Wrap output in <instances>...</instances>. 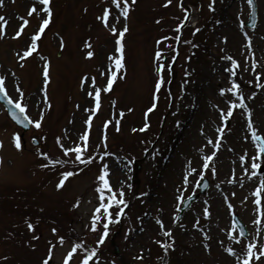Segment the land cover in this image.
Returning a JSON list of instances; mask_svg holds the SVG:
<instances>
[{
  "label": "rangeland",
  "instance_id": "obj_1",
  "mask_svg": "<svg viewBox=\"0 0 264 264\" xmlns=\"http://www.w3.org/2000/svg\"><path fill=\"white\" fill-rule=\"evenodd\" d=\"M180 1L137 0L135 10H130L127 17L123 11L110 8L113 0H50L48 5L41 0H4L0 5V16L7 21L6 28L0 27V75L6 78L9 94L27 105L33 119L32 129L23 132L5 122L6 111L0 105V200L27 201L29 213L35 216L43 214L44 206L62 214L56 219L58 223L51 209L46 218L54 222L45 221L30 233L26 230L29 241L23 255L24 245L17 235V242L11 246L2 245L1 237L11 233L7 217L12 215L0 210V264H23L22 258L28 264H43L50 254L49 264H65L66 259L68 264H82L92 249L96 254L89 264H145L144 258L155 243L162 249L155 264H243L249 243L256 244V253L264 251V189L260 197L255 194L264 181V154L252 134L255 128L257 135H264V0H256L258 22L252 28L246 25L251 13L248 0H183L182 5L191 12L192 25L197 23L199 27L201 20L206 22L202 29L206 48L198 54L190 39L183 40L174 61L182 21L177 8ZM163 4L169 8H162ZM33 6L35 12L31 11ZM48 7L58 22L44 33L41 50L24 56L37 43L34 37L43 20L48 19ZM108 8L112 11L106 25L90 20ZM158 9L169 22L155 23ZM126 22L124 59L128 69L120 72L112 59L120 54L114 37ZM59 32L68 43L66 49ZM235 61L239 62L237 67H233ZM162 63L165 82L155 93L154 104H158L149 115L148 127H144L145 122L143 128L131 129L129 135L130 124L135 120L142 123L141 112L150 103L156 68ZM113 71L117 73L115 80ZM110 80L112 87L108 90ZM234 82L240 85L247 107L240 106L239 96L230 90ZM97 91L100 113L96 108ZM119 118L126 121L123 138L138 144L140 156L146 155L139 170L124 153L111 150L94 157L88 173L73 172L63 187H58L63 173L47 172L42 153L49 150L52 160L63 161L64 151L76 159L79 154L75 148L80 147L85 160L93 151L104 150L111 140V130L121 134ZM36 120H41L39 128ZM104 123L109 125L108 132L102 129ZM16 134L20 135L19 148ZM84 134L98 143L90 149L89 139H82ZM33 138L39 143L32 144ZM213 153L210 161L205 159ZM253 157L259 169L252 167ZM105 166L117 197L127 201V206L112 205L113 222L108 225L107 237L103 234V226L108 223L104 209L93 227L95 210L108 202L107 196L101 201L98 192ZM204 178L210 182L207 192L178 220L183 200L199 191ZM256 199L261 200L260 205ZM234 215L244 222L246 237L239 235ZM120 222L122 229L115 237L119 252L115 254L110 242ZM17 223L20 228L25 217ZM55 223L56 228L52 227ZM169 231L170 236L166 235ZM71 232L73 239H65ZM60 237H64L63 243ZM167 243L170 247L173 244L174 253L165 250ZM77 245L81 247L68 259ZM251 264H264V256L256 259L254 255Z\"/></svg>",
  "mask_w": 264,
  "mask_h": 264
},
{
  "label": "snow or ice",
  "instance_id": "obj_2",
  "mask_svg": "<svg viewBox=\"0 0 264 264\" xmlns=\"http://www.w3.org/2000/svg\"><path fill=\"white\" fill-rule=\"evenodd\" d=\"M3 2L4 0H0V5H3ZM133 3H135V0H132ZM248 2L251 4L254 2V0H248ZM41 3L43 5H48L50 3V0H41ZM113 3L116 4L117 7H120L121 5V0H113ZM168 3H171V0H168ZM123 16L124 17H127L129 15V8H130V5H129V0H123ZM211 6V5H210ZM32 12H35L36 11V8L35 6L32 7L31 9ZM47 13H48V19H44L43 20V26L40 27L39 29V32L36 33L35 37H34V40H39L40 38V34L43 33L44 31V28L48 26L49 22H50V19H51V14H52V9L51 7H48L47 8ZM107 16H108V12L106 11L105 13V16L103 17L104 19V22L107 24ZM0 22H3L2 25H0V27H3V28H6L7 26V21L5 20V18L3 16H0ZM26 23V22H25ZM114 32L116 31L115 28L112 29ZM199 29H197L198 31ZM128 31V27L127 25L124 26L123 30L120 31L119 33V57H115L113 56L112 59L114 61V64H115V68L117 70L121 69L124 67V64H123V60H124V43H123V39H124V33H126ZM20 33L18 32L17 35H19ZM163 39H167L166 37L163 38ZM226 39V38H225ZM249 46H250V42H249ZM36 47L35 43H33V46H32V49L31 50H28L24 53V56H28L31 54V51L34 50ZM89 56L92 55L91 52L88 53ZM157 57L159 58L161 56V52L158 51L156 53ZM24 57H21V59H23ZM228 59H232V58H228ZM239 64L238 61H235L234 64H233V67H237ZM163 65H161V71L163 70ZM229 71L232 72V75H235V72L232 70V69H229ZM116 71H113L112 73V80H115L116 78ZM44 75L47 77L48 76V72L47 70H45L44 72ZM5 77L3 75H0V92H3V97H0V99H3V98H7L8 101L10 103H15V107L17 109H19V112L20 113H24L25 112V109L27 108V105L26 104H22L21 102L19 101H13L12 98L8 95V92L5 88ZM87 79V78H85ZM258 79H259V76H258ZM112 80H110L108 82V85H107V89L110 90L111 87H112ZM94 79H93V83H94ZM164 83V78L163 76L161 75V78L157 84V92L159 91V88L160 86ZM239 88H240V85L236 82H234L233 84V87L232 89H230L232 92H236L237 95L239 96V99H240V106L242 107H247V105L244 103V96L242 94V92L239 91ZM225 91V89H221V92L223 93ZM95 99H96V108L99 109L100 107V92L97 91L96 94H95ZM155 104H153V106L151 108L148 109V112H151L153 110V108H155ZM232 107L235 108L236 107V104L235 102L232 103ZM14 115H16L17 119L20 118L19 114L18 113H13ZM250 114H251V110L249 109V118H250ZM123 115V113H121V116ZM232 115V112L229 111L227 113V116H231ZM227 119V117H225ZM110 123V121H109ZM88 124L90 125L91 124V120L89 119L88 121ZM35 125L37 128H39L41 126V120H36L35 121ZM145 128L148 127V124H145L144 126ZM117 130H119V123L117 122ZM143 130V129H142ZM222 131V130H221ZM257 130L255 128H253L252 130V134H253V138L257 141H259L260 143L257 144V147L259 148V151L261 154H264V135H257ZM82 139L87 142L89 137L87 134H84ZM106 139V137H105ZM15 142H16V146L19 148L21 146L20 144V135L19 134H16L15 136ZM2 142H0V147H2ZM61 147H63V145H61ZM85 147H87V145L85 144ZM66 151H71L69 149H66ZM75 152L79 155H77L76 159L79 160V161H82V162H88V160H91V156L88 157V160H83L82 159V149L80 147H76L75 148ZM42 155H47L46 153H42ZM215 154L213 153L212 155L210 156H207L205 157L206 160H211L213 158ZM205 167L207 168L208 165L205 164ZM252 167L253 168H256V169H259L260 168V165L258 163H256V159L255 157L252 158ZM193 171H195V169H193ZM75 173L73 172H65L63 173V178L60 180V183L58 184V187H63L64 185V182L65 180L70 177V176H73ZM107 175H108V172H107V166H105V171H104V174L101 175L99 177V180L102 181L101 185L98 187V192H99V199L101 201H104L105 200V197L107 196V200L108 202L107 203H101L97 209L95 210L96 211V215L93 217V227H95V222L96 221H99L101 219V216H100V212H101V209H104V211L106 212L107 214V219H108V223L107 224H104V236L107 237L108 236V225L111 224L113 222V213L112 211H110V209L112 208V205L113 204H116V205H124V206H127V201L122 199V198H118L117 197V193L115 190L112 189L111 187V184L109 183V180L107 179ZM261 189H264V181H261V184H260V188H258L256 190V196L257 197H260L261 196ZM107 190V191H106ZM123 189L120 190V196L122 197L123 196ZM181 199H183L181 197ZM255 203L257 205H260L261 204V200L260 199H256ZM120 212L122 213L123 212V209L121 208L120 209ZM261 216L264 217V209L261 210ZM161 225H163V221H160ZM29 228H34V226L32 224H29ZM53 231L55 232L56 229H53ZM166 235H171V232H166ZM240 236H244L245 235V231L243 230L242 226H241V231L239 233ZM235 238V236L233 237ZM60 242L63 243L64 242V237H60ZM100 243H103V240L99 241ZM78 247H81L80 245H77L75 247L72 248V250L68 253V259H71L72 258V255L73 253H75L77 251V248ZM248 251H247V258L244 260L243 264H251V259L252 257L255 255L256 259H259L260 256H264V251L262 252H259V253H256L254 250L256 249V244L254 243H249L248 246ZM165 250H167V246H165ZM229 252H233L234 253V249L233 248H229L228 249ZM96 254V250L95 249H92L88 255L83 259L82 261V264H89V260L92 259L93 256H95ZM49 259H51V254L49 255V258L45 259L43 261V264H49ZM65 264H68V261L67 259L65 260Z\"/></svg>",
  "mask_w": 264,
  "mask_h": 264
},
{
  "label": "trees",
  "instance_id": "obj_3",
  "mask_svg": "<svg viewBox=\"0 0 264 264\" xmlns=\"http://www.w3.org/2000/svg\"><path fill=\"white\" fill-rule=\"evenodd\" d=\"M113 147H115L117 149H122L123 151H125L130 156H134V155L137 154V152H136L137 149H136V145L135 144L128 143L127 145H124V144H122V142L120 143V141H119L118 143H115L113 145ZM44 153H46L47 155H45V157L43 156V159H47L46 160V164L50 165L49 162H48V159H50L51 155L49 154L48 151H45ZM22 203L23 202H14L12 200H6V201L5 200H0V205H1L2 209H3V211L4 212H7V213H10L12 216H15V217H19V216L23 217L24 215H29V210H28V207H27L29 203H23V204ZM14 204L16 205V207H15V209H12L14 207ZM23 206L25 208H23ZM47 214H48L47 212H43L42 216L46 219V215ZM56 219H58V218H55V220ZM54 221H49V223H52ZM56 222H58V221L56 220ZM53 224H51V225H53ZM55 225H56L55 227L58 226L56 223H55ZM58 229L59 230H62L61 227H58ZM17 233L19 235L20 234H23L24 233V230H19L18 232L16 231L15 234H17ZM64 237L66 239L72 240L73 239V233L71 232L69 236H64ZM21 262L23 264H28V261L26 263L23 262V261H21Z\"/></svg>",
  "mask_w": 264,
  "mask_h": 264
},
{
  "label": "water",
  "instance_id": "obj_4",
  "mask_svg": "<svg viewBox=\"0 0 264 264\" xmlns=\"http://www.w3.org/2000/svg\"><path fill=\"white\" fill-rule=\"evenodd\" d=\"M255 14L256 13H255V10H254L253 14H252V20H255V18H256ZM3 95H4L3 92H0V97H3ZM0 101L2 103H4L5 106L7 107L8 113L11 116V118L13 119V121H15L18 125L22 126L24 129H29V121H28V119L26 118V116L23 113L19 112V109H17L13 103H10L7 98L0 99ZM14 112L19 114V116H20L19 119H17L16 115L13 114ZM207 184H208L207 181H205V183L202 185V191H205V189L207 188ZM194 199H195V197L186 200V202H185V204H184V206L182 208V212L190 205V203ZM239 225H240V228L242 226V228L244 230V226L240 222H239Z\"/></svg>",
  "mask_w": 264,
  "mask_h": 264
}]
</instances>
